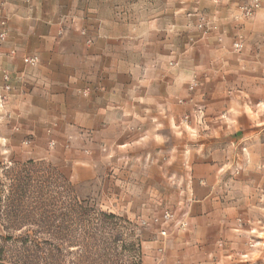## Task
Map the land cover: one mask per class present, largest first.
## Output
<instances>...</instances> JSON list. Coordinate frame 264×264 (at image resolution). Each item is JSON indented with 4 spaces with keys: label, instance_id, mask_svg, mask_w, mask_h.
<instances>
[{
    "label": "rangeland",
    "instance_id": "obj_1",
    "mask_svg": "<svg viewBox=\"0 0 264 264\" xmlns=\"http://www.w3.org/2000/svg\"><path fill=\"white\" fill-rule=\"evenodd\" d=\"M17 1L30 18L24 28L29 39L22 42L7 10L11 0H0V33L5 32L0 56L14 64L12 50L24 56L37 52L39 65L43 48L61 44L66 31L86 37L96 28L122 35L115 40L126 64L137 60L144 68L154 55L163 70L183 62L179 76L186 92L170 106L182 110L170 125L183 128V144L163 156L181 151L184 164H150L151 153L156 157L160 150L145 148L143 141L132 148H85L79 134L63 126L81 118H65L61 103L54 116L45 117L41 109L36 118L50 121L52 131H36L32 118L5 108L21 83L18 69L3 68L15 86L0 106V264H175L178 254L166 257L158 250L171 237L182 238V229L175 228L181 227V211L207 199L200 187L214 186L219 196L248 207L244 227L248 241L262 248L264 263V0ZM87 9L93 17L84 14ZM130 32L137 35L127 37ZM78 37L69 41L79 42ZM87 41L93 44V37H86V46ZM34 43L38 48L32 49ZM208 79L217 82L210 95L201 85ZM1 87L0 79L2 95ZM84 90L73 91L77 106ZM206 101L226 127L224 135L208 138L194 127L204 124ZM130 136L118 138L127 143ZM206 140L214 143L208 147ZM197 160L213 162L212 173L199 171ZM162 168H177L178 176L162 175ZM165 212L172 218L162 225Z\"/></svg>",
    "mask_w": 264,
    "mask_h": 264
},
{
    "label": "crops",
    "instance_id": "obj_2",
    "mask_svg": "<svg viewBox=\"0 0 264 264\" xmlns=\"http://www.w3.org/2000/svg\"><path fill=\"white\" fill-rule=\"evenodd\" d=\"M26 9L23 2L17 0H11L7 8L14 14L12 22L20 27L18 33L21 42L29 35L24 29L28 25L27 19H30L25 14ZM89 11L85 10L84 14L93 17L88 14ZM11 32L9 28L7 35L12 34ZM130 33L127 37L137 35ZM72 36H79L80 44L75 40L70 42L69 37ZM120 36L122 35L119 32L110 33L106 29L96 28L87 31L86 37H93V44L86 46V37L76 35L70 30L66 31L61 44L49 46L46 51L44 48L41 50L44 53L43 60L34 68L23 65L22 53L17 52L12 57L17 59L15 64L11 59H1L0 56L2 68L18 69L17 80L21 83L20 89L9 97L4 106L20 110L21 119L32 118L30 123L36 131L43 127L52 131L50 121L42 124L36 118L40 116L41 109L45 111V117L54 116L55 109L61 103L65 118H81L78 124L65 120L63 126L65 132L79 134L85 148L108 149L126 145L132 148L143 141L145 148L160 150L159 156L153 157L151 153L150 164L182 165L184 158L181 151L171 157L163 156V152L169 148L179 150L183 144L180 139L183 128L170 125L182 112L181 108L174 109L170 106L186 92V81L179 76L183 62L178 69L163 70L164 66L154 55L150 60L146 59L149 63L144 68L137 60L126 64L121 58V42L117 41ZM35 48H38L37 43H34L32 49ZM201 85L206 87L204 91L210 95L217 82L208 79ZM76 87L85 89L84 94L80 96L79 106L75 103L78 100L73 96ZM199 91L198 89L197 95ZM205 106L204 124L194 127L198 132L205 133L208 138L212 137V134L224 135L227 129L222 121H217L219 115L210 109L209 102L206 101ZM6 114L10 115L9 112ZM137 132L147 139L136 140ZM122 133L133 134V137H128L133 139L127 143L125 139L120 141L118 137ZM172 133L176 135L172 136ZM203 143L209 147L214 142L206 140ZM197 164L199 171L212 173L213 162L197 160ZM161 170L162 175L165 173L166 176H178L177 168ZM76 175L80 176L78 173ZM200 189L204 194H208V200L185 207L181 211L177 223L184 226L177 225L175 228L182 229L178 231L182 233V238L176 240L171 237L164 241L158 254L163 251L166 252V257L172 253L178 254L175 264H264L261 263L262 248L256 244L252 250L248 248V243L251 242L248 241V230L244 227L249 222L248 207L242 202L231 200L227 194L219 196L216 186L212 189ZM242 194L238 195L243 197ZM239 221L243 223L240 230L237 227ZM156 253L155 251V257ZM244 254L246 257H242Z\"/></svg>",
    "mask_w": 264,
    "mask_h": 264
},
{
    "label": "built area",
    "instance_id": "obj_3",
    "mask_svg": "<svg viewBox=\"0 0 264 264\" xmlns=\"http://www.w3.org/2000/svg\"><path fill=\"white\" fill-rule=\"evenodd\" d=\"M5 1V0H3ZM1 25L4 26L5 22L2 21ZM0 39L4 40L5 39V32H1L0 33ZM88 45H90V42L87 41ZM11 56H15V52L12 50L10 52ZM22 62L25 66H29V67H35L38 65L39 63V57L35 54L32 55H25L22 57ZM0 75H1V90L3 92V94H0V106L3 105V103L5 102L7 96L14 90V78L12 79L11 75L6 71L3 70V68L0 66ZM172 218L171 214L169 212H165L162 216V225L166 224L168 221H170V219ZM157 221V220H156ZM184 225H181V227H183ZM243 223L241 221L238 222L237 227L239 228V230L242 228ZM160 234L162 236L166 235V230H162L160 232ZM248 248L250 250H252L254 248V244L253 243H248ZM242 257H246V255L244 254Z\"/></svg>",
    "mask_w": 264,
    "mask_h": 264
},
{
    "label": "trees",
    "instance_id": "obj_4",
    "mask_svg": "<svg viewBox=\"0 0 264 264\" xmlns=\"http://www.w3.org/2000/svg\"><path fill=\"white\" fill-rule=\"evenodd\" d=\"M100 216L104 217L105 219H115L114 216H112V215L106 216V215L101 214ZM27 244H28L27 242L24 243V245H27ZM55 250H57V249H55ZM137 252H138V250H137ZM0 262H1V259H0Z\"/></svg>",
    "mask_w": 264,
    "mask_h": 264
}]
</instances>
